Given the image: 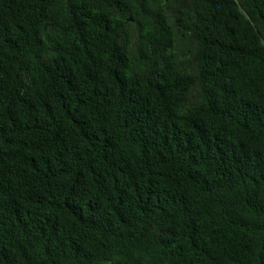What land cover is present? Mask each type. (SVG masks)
<instances>
[{"label": "trees", "instance_id": "1", "mask_svg": "<svg viewBox=\"0 0 264 264\" xmlns=\"http://www.w3.org/2000/svg\"><path fill=\"white\" fill-rule=\"evenodd\" d=\"M0 264H264V0H0Z\"/></svg>", "mask_w": 264, "mask_h": 264}]
</instances>
